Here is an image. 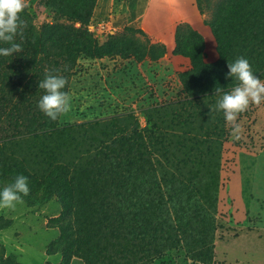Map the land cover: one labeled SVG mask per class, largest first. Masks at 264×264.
Segmentation results:
<instances>
[{"label": "trees", "instance_id": "1", "mask_svg": "<svg viewBox=\"0 0 264 264\" xmlns=\"http://www.w3.org/2000/svg\"><path fill=\"white\" fill-rule=\"evenodd\" d=\"M196 1L203 13V0ZM95 2L47 1L69 24L36 27L25 9L21 14L28 26L15 42L22 51L0 56V191L23 175L29 206L57 198L61 212L49 224L59 236L46 251L61 253L57 264L73 257L85 264H153L177 247L193 261L213 264L227 135L216 104L239 83L226 78L228 63L246 58L264 77V0L218 4L206 21L216 40L213 62L206 61L204 36L178 24L173 54L190 60L179 75L182 95L146 107L145 125L132 112L63 125L38 108L46 70L66 78L68 93L82 56L140 62L167 53L164 43L131 26L100 43L88 28ZM4 255L1 246L0 264H20Z\"/></svg>", "mask_w": 264, "mask_h": 264}, {"label": "rangeland", "instance_id": "2", "mask_svg": "<svg viewBox=\"0 0 264 264\" xmlns=\"http://www.w3.org/2000/svg\"><path fill=\"white\" fill-rule=\"evenodd\" d=\"M47 1L50 0H28L29 6L25 10L33 18L35 26L69 24L67 17L46 5ZM88 1L91 6L95 0ZM221 1L203 0L202 16L206 24ZM146 4V0L136 2L135 8L141 13L146 10ZM167 7V3L159 7L150 6L146 11L147 18H154L155 12L168 16L170 11ZM94 10L88 28L100 43L109 34L124 32L125 27L115 30L102 19L93 20ZM165 17L157 19L164 22ZM207 29L209 34L200 29L207 38L206 61L213 58L211 54L217 53L212 30L209 26ZM147 35L152 42L154 39ZM134 36L141 41L145 39L139 33ZM148 59L138 62L132 57L122 56L80 57L68 91L71 110L60 117V123L84 122L132 112L145 125L146 107L180 99L182 84L179 75L190 68L189 58L174 59L171 55L168 61ZM260 79L264 81V77ZM237 122L243 129L240 140L232 137L231 126L225 124L227 135L222 151L213 264H264V103L250 105L246 112L240 114ZM60 212L61 205L55 197L38 206H29L24 201L14 210H0V247L5 249L3 257L14 255L20 264L59 263L61 253L49 256L46 251L59 236V229L50 225L49 221ZM70 264L85 262L73 257ZM153 264L202 263L190 259L183 247H177L157 258Z\"/></svg>", "mask_w": 264, "mask_h": 264}, {"label": "clouds", "instance_id": "3", "mask_svg": "<svg viewBox=\"0 0 264 264\" xmlns=\"http://www.w3.org/2000/svg\"><path fill=\"white\" fill-rule=\"evenodd\" d=\"M28 0H0V43L9 45L0 47V56H12L20 53L22 47L15 42L19 36L23 39L27 22L21 14L27 8ZM227 77L235 78L239 83L229 93H224L217 101L216 110L222 111L225 121L231 126V135L235 140L241 139L243 129L237 122L240 114L246 112L250 105L259 106L264 103V81L253 73L252 66L246 58L240 57L234 63H228ZM55 71V70H53ZM66 78L45 72V79L38 87L45 93L38 102V108L50 119L57 120L71 110V97L63 91L67 85ZM217 93L221 89H216ZM30 189L27 178L17 176L14 183L0 191V210H14L18 204H23V197L28 196Z\"/></svg>", "mask_w": 264, "mask_h": 264}, {"label": "crops", "instance_id": "4", "mask_svg": "<svg viewBox=\"0 0 264 264\" xmlns=\"http://www.w3.org/2000/svg\"><path fill=\"white\" fill-rule=\"evenodd\" d=\"M127 1H129V3H127ZM142 1L143 0H136V2ZM146 1V10L144 9L140 13L135 8L136 2L134 3L132 0H98L92 19H102V21L107 22V26H111L115 30H120L126 25L133 26L135 28H141L146 32V34H149L154 39L152 43L160 42L166 45L167 53L164 57L161 58L165 61H168L171 55L174 59L186 58L173 54V50L176 44L175 33L178 24L188 23L199 32L201 31L200 29H205V31L209 34V31L207 29L209 25L204 22L205 19L197 6L196 0ZM163 3H167V10L170 11L169 15L165 17L160 15L159 12H155L156 15L154 16V18L148 19L146 15L147 9L152 5L155 7H159ZM159 17H165V21L163 22L161 21V19H157ZM110 31L113 32V29H110ZM200 33L203 34L202 32ZM206 39L207 38H205V42ZM211 55H213V58L211 60H207L208 62L217 60L218 52ZM148 60L153 61L151 59Z\"/></svg>", "mask_w": 264, "mask_h": 264}]
</instances>
